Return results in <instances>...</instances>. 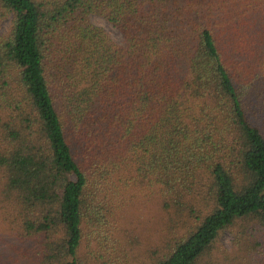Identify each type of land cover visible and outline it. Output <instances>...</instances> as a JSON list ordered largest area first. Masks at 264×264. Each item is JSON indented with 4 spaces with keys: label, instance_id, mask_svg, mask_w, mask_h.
I'll return each instance as SVG.
<instances>
[{
    "label": "trees",
    "instance_id": "16d2710c",
    "mask_svg": "<svg viewBox=\"0 0 264 264\" xmlns=\"http://www.w3.org/2000/svg\"><path fill=\"white\" fill-rule=\"evenodd\" d=\"M5 19L0 240L18 263L119 264L112 223L148 197L166 209L151 264H264V0H0Z\"/></svg>",
    "mask_w": 264,
    "mask_h": 264
},
{
    "label": "rangeland",
    "instance_id": "374dc122",
    "mask_svg": "<svg viewBox=\"0 0 264 264\" xmlns=\"http://www.w3.org/2000/svg\"><path fill=\"white\" fill-rule=\"evenodd\" d=\"M89 19L93 24L104 28L115 41H120L119 32L104 17L90 14ZM8 25L9 20H3L0 23V33H3ZM132 203L128 204L124 208H127V211L120 213L115 223H112L114 226L112 228L113 240L109 239L111 245L107 244V248L116 247L115 250L112 249L111 260L118 261L119 264H151L163 250L159 236L162 232L161 226H165L164 223H166L161 218V215H166V209L160 202L156 203L148 197L137 199L135 204ZM236 229L237 226L223 230L218 237V245L231 248ZM94 248L89 249L92 254ZM84 254L88 256L89 264H92L93 256L88 253L86 247ZM16 257L21 258L22 255L19 247H14L13 240L7 239L6 242L0 240V264H20L15 260Z\"/></svg>",
    "mask_w": 264,
    "mask_h": 264
}]
</instances>
